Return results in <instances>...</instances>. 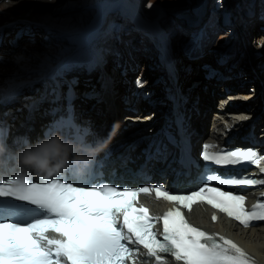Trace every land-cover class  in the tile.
<instances>
[{
	"label": "snow or ice",
	"instance_id": "6c2138e0",
	"mask_svg": "<svg viewBox=\"0 0 264 264\" xmlns=\"http://www.w3.org/2000/svg\"><path fill=\"white\" fill-rule=\"evenodd\" d=\"M69 127L75 129L74 137L63 134ZM56 128L65 142L70 138L81 142L82 131L87 132L71 121L59 122ZM39 144L25 143V148ZM213 147L205 144L201 158L216 166L251 162L260 167L264 161L252 149L209 151ZM5 160L14 161L15 167L0 163V169L12 173L19 169V173L0 179V264H135L139 247L132 245L146 249L147 256L157 264H165L164 255L168 254L182 264H256L232 239L189 223L181 207L169 209L161 218L150 215L147 207H136V201L141 194L154 191L158 199L177 202L189 211L195 203L206 202L249 227L253 222L264 221V202L258 201L249 210L244 195L212 185H264V179L212 174L197 191L172 194L164 185L78 184L69 179V168L55 173L36 172L20 163V155L9 153ZM260 171L264 172V168ZM33 175L40 177V181L34 180ZM159 219L163 221L162 238L153 227Z\"/></svg>",
	"mask_w": 264,
	"mask_h": 264
},
{
	"label": "bare ground",
	"instance_id": "6f19581e",
	"mask_svg": "<svg viewBox=\"0 0 264 264\" xmlns=\"http://www.w3.org/2000/svg\"><path fill=\"white\" fill-rule=\"evenodd\" d=\"M21 1L22 0H12L9 3H6V0H4L2 3L0 2V10H2V11L7 10V11H10L13 13L17 8L23 9L24 3ZM46 1L52 2L53 0H46ZM110 1L114 2L117 0H110ZM175 1H177V0H172L171 3L175 2ZM30 2H33V1H30ZM55 2H57L56 4H58L59 0H55ZM18 3H20V4H18ZM63 3H66V2H63ZM30 4L34 5V3H30ZM226 4H227V0L225 2V5ZM101 5H102V3L99 2L98 6L100 7ZM111 6H112V4H111ZM130 7H132L135 11H137V14H138V10H136V8L134 6H131V4L128 3V9ZM171 7L179 8V6H176V5H172ZM233 8L235 11H242L241 9H245V8L239 7L237 3H235L233 5ZM34 9L36 10L38 18L44 12V11H42L36 7H34ZM54 10L59 11L60 13L61 12H65V14L67 13L66 10L60 11L59 8H55ZM111 12H112V10H111ZM187 13H188V16L186 17L187 22H185L184 26L180 30V32L182 33L183 29H185L184 34H183L184 35L183 40L187 39V37H188V35H185L188 33H185V32L188 30H190V31L192 30L189 27L188 22L193 23V22H197L199 20V17L192 15L193 14L192 11H187ZM23 14H24V11H20V12H18L17 15H23ZM120 14L122 15V17H124L125 12L120 13ZM66 15H61L57 18L63 24V25L61 24V26H63L64 29L72 28V26L70 27L67 25L69 20L70 21H73V20L79 21L78 19L85 18L87 16V15L84 16V13L80 11L79 13L77 12V13L73 14L72 18L69 17L68 19L66 18V20H63L64 16H66ZM156 16H157V12L153 15V17H156ZM18 17L19 16L12 17L11 20L16 19ZM73 18H75V19H73ZM251 19L252 18H249L247 16H241L240 15L237 20L232 21L234 23L236 29L239 31L244 30L246 32V35H244L242 37L240 51L238 52V54L236 56L232 57L230 60L232 63H234V67H231L232 68L231 71L226 69L228 64H223L220 66V68L225 70L227 72V74H229V75H232L234 73H238L240 70L242 72L241 76L234 77V79L229 80V81L218 80L216 78V76L207 78L204 74L207 69L202 67V64L206 60V56H202L200 59L190 60V59H187V54L185 53V51H182V53H181L182 59L179 60V65L181 67L180 75H179V83H181L182 86L183 85L186 86L187 92L189 93L188 105L191 106L190 109H192L191 110V112H192L191 123L193 125V129H195L194 133L191 136L192 137V144H194V145H196L195 143L197 142V140H201L204 138L205 133L207 131V130H205L206 128H205L204 124H206V123L209 124L210 121L214 125H213V129L211 130L212 132L209 135V138H216L219 141V143H221L222 145L223 144H228V145L233 144V143H231L232 142L231 140H233L235 138V135L230 134L229 130L227 129V125L224 124L222 121L223 117L228 119L230 122H232L234 124V130L235 131H237L239 129L249 130L253 126H255V132L263 129V127H261V126H264V106L262 104L263 100H262V98H260L261 97L260 92L257 95H254V93H257V89L252 90V91H245L246 89H250L248 87L247 83H252L253 85H256L258 87L259 91H260V89H264V53H262V52H264V30L260 29V31H262L263 33L260 34L259 36H257L258 30L255 29L257 22L255 21V19L254 20H251ZM1 20H3L2 22L7 21V14L3 18H0V23H1ZM241 20H243V21L241 22ZM36 21L40 24V22L38 20H36ZM52 22L56 25V21L52 20ZM228 22H229V20H228ZM220 28L223 31L222 34L225 36L226 30L228 28H225L222 25L220 26ZM82 29H83V26H81V29L79 31H82ZM142 29H144L145 32L147 33L145 24L142 26ZM8 30H9V27H5V24H0V40H1L0 54L7 53V51L9 50L10 42H7V44L2 43V41L4 40V38L6 36H8V37H6V41H8L10 38V35H9L10 33L8 32ZM199 30H201V28H199ZM204 30L207 32V34L210 33V29L206 25H205ZM195 34H196V36L198 35V33H195ZM78 36H79V38H78ZM126 36L128 38L130 37V35H126ZM241 36H242V34H241ZM50 37L52 38L53 41H60V39H66L67 35L62 37V38H57L53 35H50ZM75 37L80 39V35H78V34ZM90 37H91V35L88 34L87 39ZM171 37L173 40V44H175V42L180 38L179 35L176 36L174 34H172ZM87 39H86V41H87ZM154 39L155 38H153V41H154ZM145 41H146V39H143V43H142V39H141L139 42L132 43L133 48L135 49V47H136L137 49H142ZM257 41L261 42L258 44V48H257V49H259V48L261 49L259 51H256V49H254L252 46H250L251 42L252 43L256 42V44H257ZM222 43L223 42L221 41L218 43L211 44V42L209 40L204 39L203 43L198 48L196 55L200 54L204 48L205 49H208L210 47L211 48H218V51H220ZM84 44H86V43H83V44L80 43V49H76L74 46L72 47V49H74V51H75V56H77L79 58H83L84 56H86L87 53L91 52V55H90L91 59L94 57H101V50L98 46L92 48L90 51L88 49L87 50L83 49ZM216 44H217V46L215 47ZM121 49H122L121 51L126 52L127 56L130 59V63H132L131 54H132V58L134 57L132 51L125 46H121ZM150 49H151V47H150ZM20 50H22L24 52L26 50V48L24 47V49L21 48ZM84 52H86V53H84ZM107 55L109 56V58L112 57L111 52H107ZM139 56H143L142 53H140ZM142 58H144V57H142ZM19 60L21 61V63H23L20 56H19ZM0 65H3V64H0ZM13 66L14 65H12L11 68ZM68 67H69V64L67 63L65 69L67 70ZM54 68H58V66H56ZM146 68H147V65H146ZM95 71H96V73L94 74L95 77L91 80L92 82L96 81L97 74L99 72H101L100 69H96ZM45 72H42L37 77L41 78L42 76L45 75V74H43ZM0 73L7 75L8 72H6L4 67L0 66ZM146 73H147L148 77H151V71H147ZM129 74H130V72L127 73V76H129ZM244 75H247V76H244ZM50 76H56V75H50ZM113 79H114L113 84L119 81L121 84H123L124 88L119 83L117 85H119L124 90L127 89L129 84H128V82H125V83L123 82L124 77H122L120 74L115 73L113 76ZM58 80L61 84L66 82L65 77L61 76L60 73L58 75ZM236 80L245 81V84L239 88H236V90H238V91L235 90L233 92H228V93L223 94V90L221 91V88L224 87V89H225L227 84L234 83ZM46 82H47V80L46 81L45 80L40 81V82L38 80H36L35 82H29V83L12 81L9 83H4L3 85L0 86V88L1 89L7 88V92H3V96H7V97L9 96L10 91L13 90L14 88H15L14 89L15 91H18V92L22 91V95H25V96H23V100H22L23 104H24V102H28V103L32 104L33 107L37 106L36 109L39 108L40 111H43L45 108L46 102L44 103L41 98L36 96V93H45V92H42L41 89L44 87ZM53 82L54 81H52L51 84ZM161 86H162L161 83H158L155 85L154 84L150 85V87L155 90L153 97H156L159 95L160 89L162 88ZM11 87H13V88H11ZM99 88H100L99 84H97L95 89L97 91H99ZM27 92H29V94H27ZM214 100H217V105H216L217 108H216V112L213 114L212 110L210 111V109H211V103ZM230 100H239V102L242 101L240 103V105H238V107L236 109H234V111L236 113V117L228 115L227 111L224 109V107L227 106V104H229ZM123 101L124 100L117 98V100L113 104L117 105V103H121ZM96 102H97V99H95V98L83 99V100L81 99L78 101V104L76 106V108L78 110L77 114H78L79 118L84 119L86 122L88 121V122L93 124L94 131H92V132L94 133V135H96L95 130L100 132V133L104 132L108 128H110L109 126H110L111 122L116 121V119L113 118L107 122H104L105 119L102 115L101 108L98 104H95ZM257 102H260L262 107H257V105L255 104ZM93 103L95 105L92 107ZM141 104H143V103H141ZM155 106L156 107H154V110H155L154 112H156L160 108V106L158 104H156ZM22 107L23 106H22L20 100H18L15 103L11 104L8 107V109L13 113V116H17V118H18L24 112V108L22 109ZM17 108H21L22 111L17 110ZM150 108L151 107L147 106L145 109H142V112H145V110H148ZM125 112H126V109L121 110V113H122L121 115H123ZM209 112H210V114L212 113V115L210 117V119L211 118L212 119L208 121ZM137 115H138L137 113L130 112V113H127L125 116H123V118H122L123 121L120 122V124H119L120 129H122L123 126L128 124V123L136 124V122L138 121V123H140V125H141L143 122L147 121L148 119H151V113H145V115L142 116V118H138L139 116H137ZM45 116H46V113L44 114V117ZM240 117L247 119V120L240 119ZM70 118H71V116H69L67 119H65V121H71ZM251 121L253 123H249ZM41 122H42V120H40L39 124ZM39 124L37 126L33 127L32 129H30V131H28V134L29 135L37 134V132L39 130L38 129ZM207 129H208V127H207ZM129 131H132V129L127 128L126 132L121 133V134H117L116 132H114L113 133L114 136L112 138L108 139V141L113 140L110 142V145H119L122 142L126 141L127 137H129V134H128ZM209 131H210V124H209ZM148 132L149 131H147L146 134H149ZM259 136L263 137L264 132L262 131L261 134H259ZM94 138H95V136L92 137L91 139L93 140ZM88 151L89 150H86L85 152H88ZM165 151L168 152L169 151L168 148ZM85 154H87V153H85ZM145 199L152 200L153 198L151 195H147V196H145ZM154 202H160V201L156 200ZM192 216L195 219V221H197L198 223H206L208 221L207 214L205 215L204 213L198 212L196 210H194L192 212ZM250 239L252 241H255L256 243H258L259 246H261L262 244L264 246V228L252 230L250 233ZM259 256H260V258H262V260L264 262V253L259 252ZM177 264H182V263H177ZM256 264H258V263H256Z\"/></svg>",
	"mask_w": 264,
	"mask_h": 264
},
{
	"label": "rangeland",
	"instance_id": "374dc122",
	"mask_svg": "<svg viewBox=\"0 0 264 264\" xmlns=\"http://www.w3.org/2000/svg\"><path fill=\"white\" fill-rule=\"evenodd\" d=\"M3 1L4 0H0L1 3ZM8 1L11 2L12 0H6V3H9ZM30 1H33V0H22L21 2L24 3V5H23L24 8L23 9L17 8L13 13L17 15L18 12H20V11H24V12L28 11V12H30V10L27 9L28 8L27 6H31L32 8L36 7L38 9L44 11L48 7V5L51 3V2H47L46 5H38V4L31 5ZM95 1L96 0H59V3L56 4L57 2H55V0H53L52 1V11H55L54 10L55 8H59L60 11H65V9H66V12H67L66 14L67 15L65 14V12H61L60 13L59 11H55L57 13V15H55L57 18L59 16H61V15H66V16H64L63 20H66V18L68 19L69 17L72 18L73 14H75L77 12L79 13L80 11L84 13V16L87 15L85 18L78 19L79 21H77V20L70 21L69 20V22L67 23V25L70 26V27L72 26V28L76 27L75 30H74V35H77V34L80 35V34H82V31H79L81 29V26H83L85 21L90 17V12H88L87 9H86V6H88V5H86V4L89 3V2L94 3ZM136 1L139 2V4L142 5V9H143V6L145 7L144 15L147 14L146 10H150L152 12L151 14L153 16L156 13L155 8H157V10H159L161 12H164L165 16H164L163 20H164L165 23L168 24V23H170V21H174L175 23H177V25H179L181 27L184 26L185 21L187 22L186 17H184L182 14H185L186 11H192V9L195 10V6L198 7V6H200L201 3H203L202 0H177V1L172 2V3H171L172 0H136ZM63 2H66V3H63ZM20 3H18V4H20ZM149 4L152 5V7H148L147 5H149ZM172 5L179 6V8L171 7ZM223 6H221V7H223ZM244 6H245V4H241V8H244ZM81 7H84L85 9H82V10L81 9H79V10L75 9V8H81ZM112 7H113L114 10H112V12L109 13L107 18H105L104 13H102L99 17H97L94 21L91 22L89 31H91L92 36L89 38V40L84 42L86 44H84V48L83 49L84 50L88 49V42L90 40H91V42L96 43L99 47H102V46L105 45V47L103 48V52H105V50L111 51V56L112 57H114L117 61H119V59H121L123 63L126 62L127 69L132 71L134 68H132L130 66L129 57L127 56L125 51L124 52L121 51L122 50L121 46L125 45L128 49H130L132 51L133 55L137 58L138 61H136V63H138V65L141 66V68H143V70L147 69L146 68V65L148 63L147 62V58H149L150 54L152 53V51L155 50L154 49V44H155L154 41H155V39L153 41V37H152V34H151L153 29L151 27V24H152L153 20L156 17H154L152 19V21L150 22V24L147 26V30H149L148 33H146L144 29L140 30L141 32L138 33V32L132 31V30H130L128 28V27H130L132 25L131 21H129V23H128L129 25H127L126 23H123L124 25H121L120 22L115 21V20L112 19V18H117V15H121L120 13H124V11H125V8H124L123 11L119 10V8L121 7V0H117V1L112 2ZM211 7H216V3L214 2V0H209L208 3H207V7H204V8L209 11ZM91 11H92V9H91ZM141 12H142V10H141ZM4 13H5L4 10L0 12V18H3L6 15ZM217 13H219V12H217ZM247 13H248L247 17L252 18L251 20L255 19V21L257 22V25H256L255 29L258 30L257 31V36H259L260 34L263 33L262 31H260V29L264 30V21L260 18V16L262 14H264V0H262V1L261 0H251V2H249V5L247 6ZM214 14L215 13H212V12L209 14V12H207V11L203 12V13L202 12L201 13H197V11H196L194 13V15L196 17H199V20L195 23L196 26H198V27L204 26L205 23L210 18H212V16ZM41 15L44 16L43 14H41ZM46 15H48V14H45V16ZM8 17H9V15H8ZM49 17L51 18V16H49ZM123 18L126 19V20H129L126 17V15H124ZM73 19H75V18H73ZM2 21L3 20H1V22ZM232 21H233V19H230L229 23L230 24L233 23ZM242 21L243 20H241V22ZM109 22L111 23V25H112L113 22H116V24L120 23L121 26L117 27L116 25H114V27L111 29V31H107V30H105L104 26L107 25ZM50 23L53 24L52 20L50 21ZM184 30L185 29H183V32H184ZM144 32L146 34H144ZM187 32H192V31L188 30L185 33H187ZM222 32L223 31L220 29V30H218V33L213 36L215 38V40H214L215 42L214 43L221 42L223 39H225L224 35L222 34ZM240 32L242 34V37L244 35H246V32L244 30H240ZM183 34L184 33H182L181 36H184ZM188 34H185V35H188ZM9 35H11V34H9ZM126 35H130V37L128 38ZM177 35H179V34H176V36ZM78 38H79V36H78ZM141 39H142V43H143V39H146V41L143 44V48L142 49H137L135 47V49H136L135 50L133 48L132 43L139 42ZM206 39L209 40L208 37H206ZM60 40H65V39H60ZM0 42H1V40H0ZM7 42L8 41H6V39L2 41L3 44L4 43L7 44ZM259 43H261V42L257 41V44H256V42H253V43L251 42L250 46H252L254 49H256V51H259V50H261L260 48L257 49ZM216 46H217V44L215 45V47ZM150 47H151V49H150ZM86 52H84V53H86ZM140 53H142L143 56H139ZM262 53H264V52H262ZM23 57H24V55H23ZM142 57H144V58H142ZM100 59H101V57L92 58V60H94V61H98ZM69 60H71V59H69ZM131 60H132V54H131ZM68 64H69V62H68ZM59 73H61V70L59 68L48 69V71L43 73V74H45L44 76L46 77V79H44V80L45 81L48 80V78H50V75H59ZM37 74H39V73H36L35 75H37ZM244 76H247V75H244ZM118 83L121 84L118 81V82L114 83L113 85L116 86ZM121 86L124 88L123 84H121ZM252 86H254V85L252 84ZM11 88H13V87H11ZM14 89L13 90L10 89L11 90L10 93L11 92H16V93L20 94L19 95L20 96L19 100H20V102H21V104L23 106L22 109L24 108V112L14 121V127L13 128L17 129L19 121L29 111L26 109L25 105L22 103V98L25 95H22V91L18 92V91H15ZM100 90L101 89L99 88V91ZM117 90H118V88H116L114 90L111 86H106V88L103 87L99 98L98 99L95 98V99H97V102L95 104H98L100 106L101 111H102V115H103L105 120H107V118L111 115V113L110 114H106V112L109 111L107 103L111 102L113 104L117 100V98H119V94L116 92ZM222 90H224V87L221 88V91ZM252 90H255V89H251L250 88V89H246L245 91H252ZM236 91H238V90H236ZM27 94H29V92H27ZM260 95H261L260 98H262V100H263L262 104L264 106V89H260ZM43 102L45 103L44 100H43ZM255 104L257 105V107H262L260 102H257ZM215 105H217V100L215 102ZM215 110H216V107H215ZM126 111L128 112L129 110L126 109ZM129 112L137 113V112H134V111H129ZM37 113H39V116L37 117L38 120H37L35 126H37L39 124L40 120L43 119L44 114L46 113V109L44 108L43 111H40L39 108H38L36 110V114ZM211 115H212V113L209 116L211 117ZM123 116H125V115H120L121 120H122ZM113 118H115V117H113ZM207 127H208V125H207ZM259 131L260 130L257 131L258 134L261 132V131L260 132ZM259 137H261V136H259Z\"/></svg>",
	"mask_w": 264,
	"mask_h": 264
},
{
	"label": "water",
	"instance_id": "95a60500",
	"mask_svg": "<svg viewBox=\"0 0 264 264\" xmlns=\"http://www.w3.org/2000/svg\"><path fill=\"white\" fill-rule=\"evenodd\" d=\"M208 1L209 0H202L203 3H201L200 6L198 7L195 6V10L191 8L192 13L193 12L195 13L196 11L197 13H201V12L203 13L207 11L210 14L211 12L217 13L223 11L222 8H216V7H211L210 10L208 11L207 9L204 8L207 7ZM86 5H88L86 6V9L88 12H90V17H92L93 12L91 11V2L87 3ZM27 7H28L27 9L30 10V12L27 11L24 12L23 15H17L19 17L16 18L14 24L8 26L9 27L8 32L11 34L8 40V42H10V46L7 53H5L4 61L0 63L3 64L0 66L5 68L6 72H8L7 73L8 75L9 73L18 71L19 69H23L26 67L28 68L30 65L33 66L39 65L40 63L43 62L45 63L44 65L48 66L64 56V53L59 49L58 44L55 41H53L52 38L43 31L41 25L36 21L37 20L36 10L34 8H31L30 6ZM75 9L82 10L85 8L81 7ZM146 13H147L148 21L151 20L153 17L151 14L152 12L150 10H146ZM194 13L192 14L193 16H195ZM182 15L184 17H187L188 16L187 11L185 14ZM188 23H189V27L192 30L195 27H197L195 24L196 22L193 23L188 22ZM169 24H174V25L176 24L175 25L176 28L179 29L177 23L172 22ZM182 33L180 35H182ZM6 37L4 38V40L6 39ZM24 47L26 48V51L29 52V56L26 62L21 63V61L17 60L16 56L20 53V51H22L20 49L21 48L24 49ZM12 65L14 66L11 68ZM138 69H140V66H138ZM117 113L120 114L121 110H119Z\"/></svg>",
	"mask_w": 264,
	"mask_h": 264
},
{
	"label": "clouds",
	"instance_id": "9594fccd",
	"mask_svg": "<svg viewBox=\"0 0 264 264\" xmlns=\"http://www.w3.org/2000/svg\"><path fill=\"white\" fill-rule=\"evenodd\" d=\"M95 159V152L82 153L76 150L71 141L65 142L60 134L41 142L34 148H28L20 154V163L36 172L55 173L73 165L84 168ZM26 175L21 174L24 178Z\"/></svg>",
	"mask_w": 264,
	"mask_h": 264
},
{
	"label": "trees",
	"instance_id": "16d2710c",
	"mask_svg": "<svg viewBox=\"0 0 264 264\" xmlns=\"http://www.w3.org/2000/svg\"><path fill=\"white\" fill-rule=\"evenodd\" d=\"M123 7H127V5H126V3H123ZM140 8H142V5L140 4ZM143 9H145V7L143 6ZM108 16H106V18H107ZM111 19V18H110ZM113 20L114 19H118L117 21H119L120 19L123 21V22H121V25H124L123 23H126L127 25H129L128 23H129V20H126V19H122L121 18V16L120 15H117V18H112ZM172 20V19H171ZM75 21V20H74ZM106 21V20H105ZM172 22H174V21H170V23H172ZM175 23V22H174ZM120 25V26H121ZM216 25H218V23H216L215 24V26ZM120 26H117V27H120ZM179 26V25H178ZM182 27L181 26H179V29H181ZM133 30V29H132ZM133 31H135V32H138L137 30H133ZM138 33H140V32H138ZM217 38V37H216ZM125 46V45H124ZM126 47V46H125ZM153 52H154V50H153ZM152 52V53H153ZM133 58H135V56L133 57ZM136 61H138L137 60V58H135L134 59V62H136ZM118 94H119V98L121 99V100H126V96L125 95H123L122 93H121V90L118 88V90L116 91ZM215 102H216V100H214V101H212V103H211V109H210V111L211 110H213V109H215V107H216V105H215ZM116 104V103H115ZM107 105H108V109H109V111H107L106 112V114H112V113H117L119 110H122V109H124V107H122V104L121 103H117V105H114V104H112L111 102H108L107 103ZM37 115V117L39 116V113H37L36 114ZM209 115H210V112H209ZM210 120V116L208 117V121ZM28 122H29V120H28V118H23L20 122H19V124L18 125H20V126H24V125H26V124H28ZM206 125H208V124H206Z\"/></svg>",
	"mask_w": 264,
	"mask_h": 264
}]
</instances>
